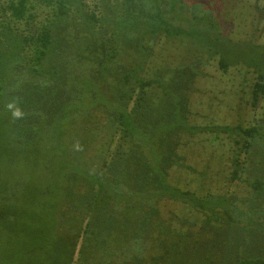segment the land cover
<instances>
[{"label":"trees","instance_id":"1","mask_svg":"<svg viewBox=\"0 0 264 264\" xmlns=\"http://www.w3.org/2000/svg\"><path fill=\"white\" fill-rule=\"evenodd\" d=\"M165 1L0 0V116L10 111L8 103L16 101L24 117L12 121L14 142L23 151L32 144L37 155L55 160L56 156L65 159L62 152L68 148L71 158L51 218V223L56 218L59 221L58 230L52 226V239L46 234L42 238L45 245L34 246L42 249L36 255L49 254L51 250L45 248L61 234L58 231H67L56 264L72 261L79 239L84 243L95 241L88 264H122L128 252L105 250V245L114 240L130 245L134 255L129 264H149L146 261L151 258L145 254L151 247L157 253L155 260L170 264L171 257L176 256L170 250L173 245L179 246L178 255L183 246L197 252L200 245L194 237L205 235L202 245L215 259L221 242H236L228 262L220 264H264L261 254L244 247L239 252L238 239V230L243 232V240L246 236L250 239L252 231L264 230V209L242 211L224 195L198 196L168 179L181 134L216 132L230 143L229 181L243 182L254 195L260 193L264 190V172L253 167L252 157L256 138L264 137V126L206 128L180 117V99L186 94L177 95L170 79L164 81V74L151 71L153 66L158 68L153 53L163 38L166 42L182 39L190 50L197 46L202 51L197 57L218 56L223 72L229 65L219 52L208 55L204 44L187 38V6L182 3L184 10L187 8L183 18L177 13V18H171ZM194 13L199 28L211 19L199 8ZM18 22L34 31H15L13 25ZM189 52L192 57L193 52ZM77 81L79 89L75 90ZM62 82H69V88L62 86L68 95L61 110V93L56 86ZM53 95L56 98L50 102ZM262 97L264 74L259 73L251 92L252 106ZM65 125L69 128L64 129L66 139L61 141L62 134L56 132L61 133ZM7 189L3 188L0 195L5 201L1 202L0 223L9 222L8 228L14 222L5 217L4 209L12 206ZM166 202L197 213L203 224L197 220L193 224L197 230L187 227V232L173 223L165 224L162 207ZM237 250L239 255L233 259ZM78 254H82L81 247ZM193 258L195 255H191Z\"/></svg>","mask_w":264,"mask_h":264},{"label":"rangeland","instance_id":"2","mask_svg":"<svg viewBox=\"0 0 264 264\" xmlns=\"http://www.w3.org/2000/svg\"><path fill=\"white\" fill-rule=\"evenodd\" d=\"M92 2L95 0H89L88 3ZM165 2L166 12L171 18L178 16L183 18V13L188 8L185 21L187 27H190L188 34L191 37L187 35V38L204 44L208 55L213 51L219 52L229 65L228 70L223 72L218 65V56L211 59H207L205 55L197 57L202 52L197 50V46L196 49L191 46L193 50H190L188 43L182 39L175 38L166 42L167 39L163 38L153 53V62L158 68L153 66L151 71L164 74V81L170 79V86L177 89V95L186 94V97L180 99V117L191 125L206 128L236 124L264 126V97L259 99L255 107L252 106L251 100L257 75L264 74V0H167ZM182 3L187 6L185 10ZM171 5L176 6L172 8ZM192 8L193 12L190 10ZM197 8L211 18L203 28L197 26L199 21L194 13ZM24 24V22L14 24V30L17 29L23 34L34 31L26 28ZM189 51L193 52L192 57ZM23 73L25 75L27 71L20 72ZM75 83L78 85L75 90H78L80 83L79 81ZM62 86L69 88V82L58 83L56 86L57 91L61 93L59 101L61 110L67 103L68 95L64 93ZM54 98L55 95L50 102ZM12 121L11 111H3L0 116V181L2 179L4 181L0 182V195L3 194V188L8 187V201L12 206L5 208L4 212L6 219L14 223L8 228L9 222L0 223V264H56L60 262L59 254L63 249L61 240L68 237L67 231L66 233L58 231L61 234L54 238L48 248H45L51 250L49 254L36 255L35 253L42 249L34 246L46 243L42 239L46 234H49L47 238L50 239L53 233L52 226L58 230L59 221L56 218L51 223V218L55 212V203L59 199L63 178L71 163L70 152L66 148L62 153L67 157L63 159L55 155L57 157L55 160L37 155L32 144L23 151V148L14 142L13 138L16 135L11 129ZM67 128L69 126L65 125L63 130L62 127L59 129L62 130L61 133L56 132L62 134L61 141L66 139L64 129ZM71 130L75 131V128L72 127ZM193 133L194 135L179 136L177 157L170 163L175 166H171L168 170V179L171 183L181 189L194 191L198 196L224 195L242 211L263 210L264 190L254 195L245 183L229 181L230 143L226 136L216 132L201 134L199 130ZM256 141L252 165L260 172H264V137L260 136ZM52 153L51 151L48 154ZM250 178L253 179L251 176ZM1 202L5 203V201L0 200V208L3 206ZM162 219L165 224H175L182 232H187V227L196 231L197 228L193 224L197 220L200 225L203 224L197 213L186 211L185 207L173 202H166L162 207ZM228 231L231 232L230 229ZM199 234H202V230ZM238 235L242 236L243 232L238 230ZM253 235H257V239L262 242H257L256 237L252 238ZM240 236L239 252L244 247L250 253L264 256V230L252 231L250 239L246 236L243 240ZM194 239L200 245L197 252H191L188 247L183 246V250L178 255L179 246L175 244L170 250L176 256L171 257L170 264L228 262L227 258L236 244L233 240L221 242L215 259L212 251L207 252L206 245H202L206 241L205 235L195 236ZM90 242L84 243L79 239L75 255L69 264H80L79 259L82 263L88 264L92 258V245L95 241ZM80 247L82 254L79 256ZM69 249L65 253H68ZM149 249L151 251L145 256L151 259L146 263L163 264L161 260H155L156 251L152 247ZM105 250L116 253L128 252L122 264H129L134 255L130 245L127 246L125 242L117 244L116 240L113 244L107 243ZM191 255H195V258L191 259ZM238 255L237 250V255L233 259ZM118 261H122L121 257Z\"/></svg>","mask_w":264,"mask_h":264},{"label":"clouds","instance_id":"3","mask_svg":"<svg viewBox=\"0 0 264 264\" xmlns=\"http://www.w3.org/2000/svg\"><path fill=\"white\" fill-rule=\"evenodd\" d=\"M6 108L11 111L13 119H22L24 117V112L20 107L17 106V102L13 101L6 105Z\"/></svg>","mask_w":264,"mask_h":264}]
</instances>
